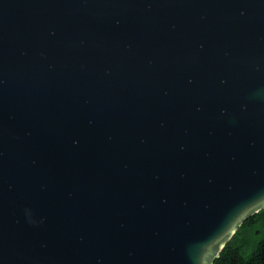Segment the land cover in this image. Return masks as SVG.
Listing matches in <instances>:
<instances>
[{
  "label": "water",
  "instance_id": "water-1",
  "mask_svg": "<svg viewBox=\"0 0 264 264\" xmlns=\"http://www.w3.org/2000/svg\"><path fill=\"white\" fill-rule=\"evenodd\" d=\"M264 210V0H0V264H214Z\"/></svg>",
  "mask_w": 264,
  "mask_h": 264
},
{
  "label": "trees",
  "instance_id": "trees-1",
  "mask_svg": "<svg viewBox=\"0 0 264 264\" xmlns=\"http://www.w3.org/2000/svg\"><path fill=\"white\" fill-rule=\"evenodd\" d=\"M214 264H264V210L244 221Z\"/></svg>",
  "mask_w": 264,
  "mask_h": 264
}]
</instances>
